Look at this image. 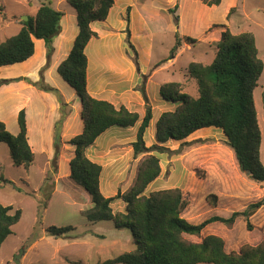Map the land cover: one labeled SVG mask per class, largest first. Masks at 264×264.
I'll return each mask as SVG.
<instances>
[{
  "label": "rangeland",
  "instance_id": "obj_1",
  "mask_svg": "<svg viewBox=\"0 0 264 264\" xmlns=\"http://www.w3.org/2000/svg\"><path fill=\"white\" fill-rule=\"evenodd\" d=\"M49 1L0 0V42L20 30L24 16H33L39 6ZM139 1L141 4H137L135 0L120 2V6L125 2L134 4L139 11L133 19L134 29L130 28L131 41L137 50V56L126 40L124 42V36L123 43L120 40L113 42L117 48L113 52L121 51L118 48L123 46L126 52L125 61L131 62L132 69L129 75L131 74L134 80L133 94H140V104L143 103L145 114L146 101L143 89L152 113L153 100L158 104L159 98H163L160 87L165 82H179L184 92L194 97L199 95L197 81L190 77L188 67L192 62L210 64L213 61L217 43L226 28L233 33L252 32L256 37L259 55L264 61V0H222L218 5H208L203 0ZM51 2L53 7L66 11L69 16L71 12L77 14L67 0ZM176 5L179 6L175 8ZM126 8L122 15L112 17V25L120 26L118 23L121 19L126 23L124 18ZM119 9L120 7H117L116 11ZM75 20L76 18L69 17L68 23L72 28L75 25L70 22ZM69 30L71 35L73 31L70 28ZM177 36L181 45L172 55ZM188 36L195 41H189ZM104 39L106 40H100L101 44H108L113 38ZM101 47L103 46L93 47L92 54L88 57L92 62L98 52L104 55ZM52 56L53 52L50 57ZM54 57L55 54L53 59ZM105 64L106 72L111 71V76L118 71L128 76V68L119 60ZM98 66L102 67V62ZM46 70L47 65L40 70L41 77L37 80L38 83L33 85L28 82L29 77L20 73L26 71L24 64L0 67V80L13 79L0 87V120L10 132L18 130V112L26 108L22 104L27 92L21 90L24 88L22 86L28 90L27 86L32 85L28 93L32 96L35 93L33 103L25 109L27 125L29 120L32 121L31 113H36L39 109L41 111L39 116H42L51 104V101L45 102L38 98V93L43 90L40 87H56L58 91L53 95L57 101L59 97L62 98L61 92L67 97H70V92H74L69 101L72 107L66 102L67 106L63 107L60 102V117L56 118L53 125L55 135L52 149L38 152L33 149L35 159L31 166L25 168L14 165L9 145L0 143V202L5 206H12L13 212L16 210L22 212L20 222L13 226L12 234L0 247V264H97L134 249L136 245L133 233L128 228L116 227L113 221L92 222L82 214L83 210L93 205V202L87 191L70 177V160L74 148L69 141L61 139L63 126L66 118L69 119L68 114L71 110L68 125L70 122L73 123L72 132H82L84 124L80 116L81 101L75 89L56 70L53 71L51 78L44 77ZM19 83L25 85L20 86ZM11 86L15 90L14 93L5 91L6 87ZM254 100L262 133L260 155L264 164V71L254 92ZM167 106V111H170L174 110L177 104L168 102ZM38 122L40 124L42 120ZM49 122L50 119L48 124ZM40 125L43 127L44 124ZM138 126L134 129L135 133H131L133 129H128L129 127H123V132L128 133L113 136L112 140H117L112 142L110 149H104L107 153L103 152V148H97L96 155L92 150L86 151L92 161L102 166L100 187L105 196H115L119 190L121 192L129 190L136 182L143 160L149 154H156L160 158L161 173L147 186L144 193L170 188L181 189L188 200L183 217L190 223L199 224L214 215L230 217L234 212L244 211L250 203L264 197V185L256 182L251 174H246L240 168L235 152L228 146L227 136L222 129L205 128L183 140L172 139L166 143H159L156 133L152 136L147 132V128L145 133L147 147L161 144L170 150L180 148V152L152 150L135 155L129 139L136 140ZM152 137L154 139L151 142ZM95 156L98 161L93 160ZM111 206L114 212H118L125 211L127 205L122 199H116ZM51 225L57 227L72 225L74 228L66 236L56 238L47 232ZM250 225L252 229H249L247 219L239 215L232 224L216 221L207 225L201 233L188 237L199 242L207 235H219L224 238L229 252L238 251L245 244L257 245L264 237V205L250 217ZM16 257L19 262L15 261Z\"/></svg>",
  "mask_w": 264,
  "mask_h": 264
},
{
  "label": "trees",
  "instance_id": "obj_2",
  "mask_svg": "<svg viewBox=\"0 0 264 264\" xmlns=\"http://www.w3.org/2000/svg\"><path fill=\"white\" fill-rule=\"evenodd\" d=\"M203 1L208 5H218L222 0ZM67 2L76 10L79 32L69 55L61 61L58 73L80 98L84 124L83 131L69 141L74 148L70 160V177L87 191L93 202L82 214L92 222L109 220L118 228L130 229L136 245L131 251L97 264H264V237L257 245L245 244L238 251L231 252L227 251L226 242L219 235H207L199 242L188 237L201 233L207 225L216 221L232 224L239 215L247 219L248 227L252 229L250 217L264 205V197L250 203L244 211L234 212L230 217L214 215L199 224L190 223L183 217L188 200L181 189L144 193L161 173L160 158L156 154H149L143 160L136 182L129 190H119L113 197L103 194L100 187L102 166L92 161L86 151L108 129L135 126L139 114L125 106L118 108L110 101L92 96L87 87L88 57L85 49L92 38L99 36L91 28V23L106 20L115 0ZM130 10L128 6L124 16L127 23L125 40L137 56L131 41ZM63 16L64 12L53 7L50 0L39 6L26 22L21 20L20 30L0 42V67L22 63L31 58L35 53L34 38L45 41L50 60L54 51L53 41L60 33ZM187 38L195 41L192 37ZM180 45L178 39L172 55ZM263 71L264 61L259 55L255 35L250 31L233 33L226 28L217 43L213 61L210 64L192 62L188 67L190 77L197 81V97L184 92L179 82L171 81L161 85V96L167 102L177 104V107L160 115L156 123L157 141L166 143L172 139L183 140L199 129L220 128L227 136V143L235 152L240 168L243 171L250 170L252 178L264 185V164L260 155L262 133L254 100V92ZM27 80L33 85L38 83L29 78ZM11 81L13 79L0 80V87ZM40 88L47 92L58 91L53 87ZM143 94L146 114L138 128L136 140L132 142L135 155L152 150L179 153L180 148L170 150L161 144L146 146L145 132L153 113L144 89ZM59 101L63 107L67 106L61 97ZM18 124L19 133L12 134L5 123L0 121V143L9 145L14 165L28 168L33 164L35 154L28 140L25 109H21L18 114ZM116 199L125 201V211H113L111 204ZM21 217V210L13 212L12 206L0 202V247L12 234L13 226L20 222ZM73 228L72 225H51L47 232L57 238L66 236Z\"/></svg>",
  "mask_w": 264,
  "mask_h": 264
},
{
  "label": "crops",
  "instance_id": "obj_3",
  "mask_svg": "<svg viewBox=\"0 0 264 264\" xmlns=\"http://www.w3.org/2000/svg\"><path fill=\"white\" fill-rule=\"evenodd\" d=\"M121 0H115V3L113 7L111 8L109 15L106 20L103 21H94L91 23V28L96 31L99 34V38H92L90 42L88 43L85 52L88 55L87 57H90L92 54V49L93 47H101L104 51V55H101L98 52V55L94 57L93 62L91 61L90 58H88V69H87V87L90 92V94L98 99H103L110 101L113 103L116 107H121L125 106L129 110L137 112L139 114V121L136 123L135 126L129 127L128 129H133L131 130V133H135V130L137 126H140V121L143 119L145 115V109L143 107V103L140 104L141 102V96L138 93L133 94L132 87L134 85L133 83V78L131 74L129 75L131 68V62L127 63L126 60V55H125V50L123 46L121 45L120 48L121 51L116 50V45L113 43L115 40H120L123 43V37L124 36V42H125V37L126 33L124 32L126 28V23H123V20L121 19V22L118 23L120 26L116 27L112 25V17H118L119 15H122L124 12V8L130 6V24H131V29H134V24H133V19L135 18V15L138 14L137 7L134 4H128L124 3L120 6ZM137 4H141V1L135 0ZM172 1H168V3H171ZM128 5V6H127ZM117 7H120L118 11H116ZM74 9V8H73ZM127 9V8H126ZM63 11V10H62ZM64 12V16L61 19L60 25H61V30L60 33L55 37L53 46H54V51H53V56L55 54V57L53 59V56L50 58L48 61L47 57V48L45 45V41L43 39H38L34 38V43H35V53L34 55L26 60L25 62L22 63H17V64H24V67L26 68V71H20V73L26 75L27 77L31 78L34 81H37L41 77L40 70L47 65V70L44 73V77L51 78L53 71L56 70L58 73V67L63 59H65L74 44L75 38L79 32V27L77 23V14H73L72 12L70 13L71 16L66 11ZM137 12V13H136ZM126 14V10H125ZM125 16V15H124ZM69 17L76 18L75 21H72L70 23H73L75 26H70L69 25ZM69 28L73 33L69 35ZM123 34V35H122ZM132 35V32H131ZM113 38L109 40V43L101 44V41H105L106 39L104 38ZM101 40V41H100ZM98 43V44H97ZM125 45V44H124ZM106 47V49H105ZM107 53V54H105ZM58 55V56H57ZM102 56V57H101ZM119 60L122 62L126 68H128L127 73L128 76H124L122 71L115 72L114 76L110 75L109 71L108 73L106 72V64L105 63H110ZM102 62V67H99L98 65ZM48 63V64H47ZM17 64H13L10 66H15ZM105 64V65H104ZM59 74V73H58ZM60 75V74H59ZM123 75V76H121ZM61 76V75H60ZM21 85H25L23 83H19ZM28 85V84H27ZM30 85V84H29ZM19 86V87H20ZM32 85L27 86L28 90H25V86L23 89H21L23 92H27L26 98L23 102L24 108H28L32 102V98L34 95H30L28 93L29 89L31 88ZM21 87V88H22ZM56 88V87H53ZM57 89V88H56ZM5 91L14 93L13 86L11 87H6ZM41 92L38 93L39 99L42 101H51V104H49L48 109H46V113L42 114V116H39L41 111L38 109L36 113H31V119L32 121L27 125V130H28V140L31 145L32 150L35 149V151L38 152V150H47L49 151L52 149L53 144H54V135L55 132L53 130V125L56 123V118L60 117V110H59V105L60 101L53 95V92H43V90H40ZM1 93V92H0ZM74 92H70V97L65 96L63 92H61V96L64 102L68 103L70 107L71 103H69L71 96H73ZM44 95V96H43ZM152 99V98H151ZM159 103L156 104L154 103L153 100V121L150 123L147 132H149L152 136L155 135L156 133V123L160 117V115L164 112L167 111L168 109V102L165 101L163 98H159ZM141 105V106H140ZM28 106V107H27ZM74 107V106H73ZM76 107V106H75ZM25 108V109H26ZM82 108V105H81ZM36 108L33 110L35 111ZM158 110V112H156ZM26 111V110H25ZM82 112V109H81ZM80 112V116H81ZM157 113V114H156ZM19 114V112H18ZM72 114V110L68 114V118H66L65 125L63 126V131L61 133V139L62 141H70L72 137H75L79 132H72L74 130V126L72 125L73 123H69L68 125V120H70ZM48 119H50V122L48 124ZM82 119V117H81ZM38 120H42L40 124H44L43 127L39 124ZM1 121V120H0ZM17 121H18V116H17ZM83 121V120H82ZM140 123V124H138ZM19 126V125H18ZM138 126V128H139ZM116 127V126H115ZM214 127H208V129H212ZM123 127L121 128H110L107 131H105L103 134H101L95 143L91 145L87 151H94L96 155V150L97 148H103V152L107 153L104 149H110L112 146V142L117 140L114 139L113 136L117 135H126L128 132H123ZM205 129V128H203ZM20 128L18 127V130H14L11 133L13 134H18ZM201 130V129H199ZM197 130V131H199ZM83 131V130H82ZM126 131V130H124ZM195 131V132H197ZM194 132V133H195ZM146 133V132H145ZM154 137H152L150 140L151 142L153 141ZM107 140V141H106ZM130 142H133L134 139H129ZM71 145V144H70ZM69 146V145H68ZM98 146V147H97ZM229 146V144H228ZM230 147V146H229ZM50 148V149H49ZM233 151V149H231ZM34 151V150H33ZM234 152V151H233ZM73 156V152H72ZM96 156L93 158V160H96ZM107 197H113V196H107Z\"/></svg>",
  "mask_w": 264,
  "mask_h": 264
},
{
  "label": "water",
  "instance_id": "obj_4",
  "mask_svg": "<svg viewBox=\"0 0 264 264\" xmlns=\"http://www.w3.org/2000/svg\"><path fill=\"white\" fill-rule=\"evenodd\" d=\"M28 18H29L28 16H24V17L22 18V20H23L24 22H26V21L28 20ZM245 172H246V174H251L250 170H246ZM15 261H16V262H19L18 257H16Z\"/></svg>",
  "mask_w": 264,
  "mask_h": 264
}]
</instances>
